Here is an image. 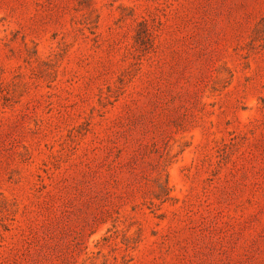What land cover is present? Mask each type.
Listing matches in <instances>:
<instances>
[{"label": "rangeland", "instance_id": "374dc122", "mask_svg": "<svg viewBox=\"0 0 264 264\" xmlns=\"http://www.w3.org/2000/svg\"><path fill=\"white\" fill-rule=\"evenodd\" d=\"M0 264H264V0H0Z\"/></svg>", "mask_w": 264, "mask_h": 264}]
</instances>
